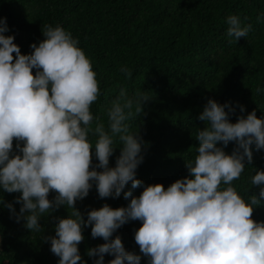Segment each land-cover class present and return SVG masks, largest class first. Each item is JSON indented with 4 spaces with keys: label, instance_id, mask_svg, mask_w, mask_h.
<instances>
[{
    "label": "clouds",
    "instance_id": "9594fccd",
    "mask_svg": "<svg viewBox=\"0 0 264 264\" xmlns=\"http://www.w3.org/2000/svg\"><path fill=\"white\" fill-rule=\"evenodd\" d=\"M225 23L227 36L235 41L252 29L237 15L226 16ZM6 31L0 17V189L20 194L15 198L19 213L12 203L5 206L10 218L23 220L30 232H43L41 216L61 206L72 210L67 218H54L55 236L44 237L58 264H84L78 245L84 240L82 229L89 226L92 238L105 241L86 251L96 258L94 264H104L105 254L114 257L108 264H140L141 256L126 251L119 236L110 239L135 220L141 226L134 240L147 264H264V222L252 218L254 206L264 200V171H255L250 179L259 198L248 195L246 201L233 186L245 161L252 162L250 146L264 150V118L253 110L232 123L228 117L234 109L208 99L198 117L205 127L196 134L197 154L185 163L189 176L166 189L162 184L144 186L136 197L132 190L143 185L135 178L143 162V141L130 131L129 122L143 114L151 96L143 91L129 96L121 88L103 117L94 116L91 106L100 95L96 73L70 32L45 24L44 39L22 55ZM120 71L126 78L132 75L127 67ZM239 110L243 113L244 107ZM117 141L120 153L115 167H109ZM230 142L234 148L226 154L223 148ZM129 182L131 188L124 191ZM93 183L100 198H119L123 192L129 203L115 209L104 204L88 211L85 220L75 203L88 196ZM50 192L55 193L51 200Z\"/></svg>",
    "mask_w": 264,
    "mask_h": 264
},
{
    "label": "trees",
    "instance_id": "16d2710c",
    "mask_svg": "<svg viewBox=\"0 0 264 264\" xmlns=\"http://www.w3.org/2000/svg\"><path fill=\"white\" fill-rule=\"evenodd\" d=\"M228 15L252 25L246 37L235 41L227 36ZM0 17L8 28L3 34L14 37L22 55L30 54V45L44 39L41 29L45 24L59 25L78 40L99 85L100 95L91 106L94 116L103 117L121 88L129 96L141 91L151 96L143 114L129 122L130 131H136L143 141V162L135 175L143 185L132 190L136 197L144 186L162 184L166 189L189 176L185 163L197 154L196 134L205 127L198 117L208 99L228 103L234 109L228 117L232 123L253 110L257 118H264V0H0ZM122 67L131 70L130 78L120 71ZM32 71L35 74V69ZM103 122L107 126L106 118ZM89 139L95 143L91 134ZM16 143L14 140L13 153H17ZM114 147L109 167H115L119 141ZM250 147L252 162L245 161L241 177L233 181L246 201L248 195L259 198V188L252 186L250 179L255 171H264V150ZM233 148L234 142H230L223 150L231 154ZM91 151L95 166L94 147ZM130 188L129 182L124 191ZM19 195L0 189V264H58L59 258L51 253L50 242L44 237L55 236L54 218H67L72 210L61 206L41 216L43 232H30L23 220L10 218L5 206L12 203L19 213L20 205L15 203ZM54 196L50 192L48 198ZM128 203L123 192L119 198H100L93 183L88 196L77 200L75 208L86 220L88 211L104 204L115 209ZM252 218L264 222V200L254 206ZM140 226L139 220L129 221L110 239L119 236L125 250L140 255V264H147L134 240V231ZM82 234L79 253L84 264H94L96 258L88 257L86 251L105 241L91 237V226L83 228ZM113 258L105 254L104 264Z\"/></svg>",
    "mask_w": 264,
    "mask_h": 264
}]
</instances>
